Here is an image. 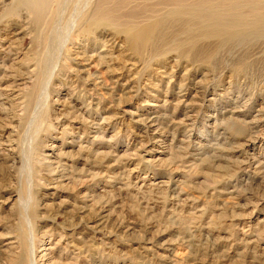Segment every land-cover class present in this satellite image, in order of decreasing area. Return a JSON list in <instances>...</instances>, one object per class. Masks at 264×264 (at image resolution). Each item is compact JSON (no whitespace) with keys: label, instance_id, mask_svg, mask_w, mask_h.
<instances>
[{"label":"rangeland","instance_id":"1","mask_svg":"<svg viewBox=\"0 0 264 264\" xmlns=\"http://www.w3.org/2000/svg\"><path fill=\"white\" fill-rule=\"evenodd\" d=\"M25 1L0 0V264H264V26L228 16L244 1L211 6L209 36L202 0L37 19Z\"/></svg>","mask_w":264,"mask_h":264},{"label":"bare ground","instance_id":"2","mask_svg":"<svg viewBox=\"0 0 264 264\" xmlns=\"http://www.w3.org/2000/svg\"><path fill=\"white\" fill-rule=\"evenodd\" d=\"M48 1H50V0H30V1H25L24 2V4H25V6L27 5V7L29 6L30 8L32 7V8H34V10H33V12L31 13V10H30V8H29V10H30V13L31 14H33V16H35V18L37 19L38 17H40L39 15L41 14L40 12L46 7V5L48 4ZM104 1H106V0H104ZM104 1H102V3L104 2ZM118 1V0H117ZM123 1V0H122ZM127 1V0H126ZM137 1V0H136ZM151 1V0H150ZM163 1V0H162ZM161 1V2H162ZM169 1V0H168ZM171 1V0H170ZM177 0H175V2H176ZM181 1V0H180ZM190 1H192V0H190ZM196 1H198V0H196ZM240 1H244V6H245V10L244 11H241L240 13H242V12H246V14H248V15H246L247 17H250V18H256L255 19V21L256 22H258V23H256V24H259V25H261V26H264V19H262L263 17H261L260 18V16H262V15H260L261 14V10H262V6H261V4L263 3H260V0H202V1H200L199 2V4L196 6V2H195V8H192V5H191V3H189L190 4V6H189V8H191L190 9V11H191V13L193 12V10L194 11H197V12H193V15H194V18H195V16L199 19V20H201V22H208V24H206L207 25V28H205V26H204V28L206 29V30H204V29H201L203 32H204V34L206 35V36H209V35H213V33L216 35V31H213L214 29H216L217 27H221V25L220 26H218L219 25V22H220V20L223 22V18H221L222 17V13L220 14L221 15V17L218 15V14H215L214 12H212V10L210 11V9L212 8L211 6H215L216 7V3H218L220 6L219 7H221V6H229V7H231L233 10H235L234 8H236L237 6L239 7L240 6ZM108 2V1H107ZM110 2V1H109ZM112 2V1H111ZM111 2L109 3L110 5H111ZM156 2H158V0L156 1ZM172 2V1H171ZM174 2V1H173ZM121 3H123V2H121ZM153 3H155V2H153ZM159 3V2H158ZM176 3H179V2H176ZM21 4H23V3H21ZM108 4V3H107ZM107 4H105L106 6H107ZM113 5H114V3H112ZM119 4V2H117V5ZM125 4V3H124ZM156 4V3H155ZM154 4V5H155ZM161 4V3H160ZM239 4V5H238ZM116 5V4H115ZM170 5V4H169ZM178 5V4H177ZM182 5V4H181ZM187 5V4H186ZM194 5V4H193ZM104 6V5H103ZM120 6V5H119ZM122 6V5H121ZM121 6L119 7L120 9H121ZM140 6V5H139ZM183 6H184V4H183ZM182 6V7H183ZM102 7V6H101ZM100 7V8H101ZM105 7V6H104ZM104 7H102V8H104ZM114 7V6H113ZM118 7V6H117ZM123 7V6H122ZM169 7V6H168ZM172 7H173V4H172ZM179 7H180V5H179ZM178 7V8H179ZM185 7V6H184ZM197 7V8H196ZM206 7H210L209 9L208 8H206ZM214 7V8H215ZM26 8V7H25ZM118 8V9H119ZM146 8V7H145ZM169 8H171V7H169ZM173 8H177V6L175 7H173ZM189 8H188V10H189ZM243 8V7H242ZM27 9V11H28V8H26ZM99 9V8H98ZM97 9V10H98ZM116 9V8H115ZM115 9H113V10H115ZM118 9H117V11H118ZM144 9V8H143ZM152 9V8H151ZM185 9V8H184ZM216 9V8H215ZM214 9V10H215ZM220 8H218V10H219ZM227 9V8H226ZM261 9V10H260ZM264 9V8H263ZM11 10V9H10ZM102 10V9H101ZM112 10V11H113ZM136 10V9H135ZM149 10V9H148ZM217 10V11H218ZM220 10H222V9H220ZM44 12H45V10H43ZM111 11V12H112ZM116 11V10H115ZM155 11V10H154ZM162 11V10H161ZM184 12H185V10H183ZM182 11V12H183ZM190 11L188 12V13H190ZM216 11V10H215ZM102 12H107V10H105V11H103L102 10ZM109 13H110V10L108 11ZM144 12V11H143ZM150 12V11H149ZM152 12V11H151ZM151 12H150V14H151ZM181 12V11H180ZM181 12V13H182ZM221 12H223V11H221ZM228 12V11H227ZM234 12V11H233ZM236 12V11H235ZM234 12V13H235ZM263 12V11H262ZM40 13V14H39ZM43 13V12H42ZM113 13V12H112ZM169 13V12H168ZM179 12H177V13H174V15H176V14H178ZM218 13V12H217ZM229 13V12H228ZM234 13H231V14H229L228 16H230V18L231 19H234V17L232 18L231 17V15L233 14L235 17H236V19L239 21H241L242 19H241V17L242 18H246L245 17V15H243L244 13H242V15L244 16H241V14L239 13L238 15H237V13L236 14H234ZM99 14H100V12H99ZM98 14V15H99ZM102 14V13H101ZM105 14V13H104ZM111 14V13H110ZM114 14V13H113ZM112 14V15H113ZM115 14H116V12H115ZM117 14H118V12H117ZM130 14H132V12L130 13ZM133 14H135V13H133ZM149 14V13H148ZM152 14H153V12H152ZM166 14V13H165ZM165 14H162L163 16L165 15ZM180 14V13H179ZM183 14V13H182ZM182 14H180V16L182 15ZM185 14H187V13H185ZM184 14V15H185ZM224 14V13H223ZM225 14H226V12H225ZM263 14V13H262ZM44 15H45V13H44ZM44 15H43V18H44ZM106 15V14H105ZM104 15V16H105ZM111 15V16H112ZM129 15V14H128ZM171 15V14H170ZM188 15V14H187ZM264 15V14H263ZM32 16V17H33ZM42 16V15H41ZM91 16V15H90ZM95 16V18H98V17H96L97 15H94ZM110 16V15H109ZM110 16V17H111ZM130 16V15H129ZM93 17V16H92ZM107 17V16H106ZM114 17V16H113ZM121 17V16H120ZM155 17L157 18V16H156V14H155ZM154 17V18H155ZM162 17V16H161ZM178 17V16H177ZM182 17V16H181ZM183 17H185V16H183ZM191 17V16H190ZM189 17V18H190ZM224 17V16H223ZM90 18V17H89ZM100 19H102V18H104L103 17V15H102V17H99ZM98 18V19H99ZM127 18V17H126ZM126 18H124V20L126 19ZM149 18V17H148ZM185 18H187V17H185ZM188 18V19H189ZM93 19V18H92ZM99 19V20H100ZM105 19H108V18H105ZM114 19H117L118 20V18L116 17V18H114ZM134 19H136L135 17H134ZM175 19H176V17H175ZM178 19V18H177ZM176 19V20H177ZM181 19V18H180ZM183 19V18H182ZM227 19V18H226ZM247 19V18H246ZM41 20H43V19H41ZM89 20H91V19H89ZM94 20H97V19H94ZM104 20V19H103ZM102 20V21H103ZM117 20H115L116 22H115V24L118 22ZM129 20V19H128ZM127 20V21H128ZM155 20H157V19H155ZM190 20V19H189ZM198 20V21H199ZM247 20H249V19H247ZM262 20V21H261ZM98 21V20H97ZM108 21H109V19H108ZM107 20L105 21V23H107L108 22ZM111 21V20H110ZM113 21V20H112ZM120 21H121V23H122V18L120 19ZM130 21V20H129ZM149 21V20H148ZM191 21H192V19H191ZM234 22H235V19L233 20ZM238 21H236V22H238ZM244 21V20H243ZM253 21H254V19H253ZM255 21L254 22H252L253 24H255ZM34 22H35V20H34ZM41 22V21H40ZM43 22V21H42ZM124 22V21H123ZM126 22V21H125ZM235 22V23H236ZM242 22V21H241ZM36 23V22H35ZM101 23V22H100ZM111 23V22H110ZM120 23V22H119ZM157 23V22H156ZM228 23V22H227ZM245 23H247V22H245ZM32 24H33V22H32ZM38 24V23H37ZM43 24V23H42ZM50 24V23H49ZM93 24V23H92ZM123 24V23H122ZM128 25H129V23H127ZM134 24H136V23H134ZM164 24V23H163ZM166 24V23H165ZM164 24V25H165ZM169 24V23H168ZM176 24H178V23H176ZM194 24V23H193ZM197 24V23H196ZM194 25V27L195 26H197V25ZM221 24V23H220ZM223 24H224V22H223ZM226 24V23H225ZM242 24H244V23H241V25ZM106 25V24H105ZM112 25V24H111ZM125 25V24H124ZM124 25H122V28H124L125 26ZM127 25V26H128ZM130 25H132V23L130 24ZM153 25V24H152ZM157 25V24H156ZM162 25V24H161ZM160 25V27H162ZM227 25V24H226ZM236 26H237V24H235ZM48 26H50V25H48ZM54 26V25H53ZM114 26H116V25H114ZM118 26V25H117ZM117 26L115 27V29H118V28H120V29H122L121 27H119L120 26V24H119V26H118V28H117ZM124 26V27H123ZM133 26V25H132ZM131 26V27H132ZM178 26H181V24L180 25H178ZM184 26V25H183ZM230 26L231 25H229V26H226V28L227 27H229L230 28ZM239 26H240V24H239ZM238 26V27H239ZM251 26H253V25H251ZM90 27V26H89ZM111 27V26H110ZM113 27V26H112ZM134 27H136V25H134ZM134 27H132V28H134ZM150 27H152L151 25H150ZM159 27V26H158ZM165 27V26H164ZM182 27V26H181ZM191 27H192V25H191ZM193 27V28H194ZM242 26H240V28H241ZM245 27H246V25H245ZM138 28V27H137ZM156 28V27H155ZM163 28V27H162ZM183 28V27H182ZM185 28H186V26H185ZM235 28H237V27H235ZM235 28H234V30H235ZM86 29V28H85ZM124 29H127V30H129L127 27L126 28H124ZM139 29V28H138ZM141 29H143V28H141ZM146 29V28H145ZM145 29H143V30H145ZM147 29H148V27H147ZM150 29V28H149ZM148 29V31H150ZM161 29V28H160ZM159 29V30H160ZM127 30H125V31H127ZM143 30H141V32L143 31ZM185 30V29H184ZM191 30V29H190ZM195 30H197V28L195 29ZM199 30V29H198ZM230 31L232 30V27L229 29ZM259 30H260V28H259ZM124 31V30H123ZM136 32H137V30H135ZM134 31V32H135ZM146 31V30H145ZM202 31H200V32H202ZM225 31V30H224ZM227 31V30H226ZM262 31V30H261ZM128 32H131V30H129ZM127 32V33H128ZM140 32V33H141ZM178 31H176V33H177ZM181 32V31H180ZM192 32V31H191ZM197 32H199V31H197ZM219 32V31H218ZM248 32H250V31H248ZM146 33H147V31H146ZM145 33V34H146ZM182 33V32H181ZM180 33V34H181ZM193 33V32H192ZM220 33H222L221 31H220ZM228 33V32H227ZM238 33V32H237ZM142 34L144 35V32H142ZM141 34V35H142ZM201 34V33H200ZM220 35V34H219ZM230 35V34H229ZM147 36V35H146ZM201 36H202V34H201ZM237 36L238 37H240V36H244V34H243V32H239L238 34H237ZM263 36H264V32H263ZM53 37V36H52ZM144 37V36H143ZM225 37V36H224ZM142 38V37H141ZM212 38H214V36L212 37ZM191 39V38H190ZM238 39V38H237ZM46 40V39H45ZM144 40V39H143ZM210 40H211V38H210ZM63 41V40H62ZM140 41H142V40H140ZM219 41V40H218ZM66 42V41H65ZM225 42H226V40H225ZM219 43V42H218ZM143 44V43H142ZM225 44V43H224ZM62 47V46H61ZM57 48L59 49L60 48V46L58 47L57 46ZM194 48V47H193ZM56 49V48H55ZM61 49V48H60ZM67 50V49H66ZM58 51V50H57ZM56 51V52H57ZM67 52H69L68 50H67ZM79 52V51H78ZM81 53V52H80ZM102 53V54H101ZM101 53H95V54H93V55H91V56H89V58H85L84 56H83V54L81 53V56L80 57H78V55L77 54H74V56H73V58H71V59H73L72 61H74L75 62V64H81L80 63V60H82V61H84V60H88V62H90V61H92L93 60V57H97V59L99 60V61H101L102 59H103V57L105 56V50H102L101 51ZM205 53V52H204ZM207 53V52H206ZM58 56H59V54H57ZM208 55V54H207ZM53 57V56H52ZM96 60V59H95ZM47 61L48 60H46V64H44V66H43V73H42V76L43 75H45V73L47 72V70L49 69L48 68V66H49V64L47 63ZM58 61V60H57ZM65 61V60H64ZM66 62V61H65ZM55 63V62H54ZM64 63V62H63ZM86 64V63H85ZM95 64H96V62H95ZM57 65V64H56ZM2 66V65H1ZM69 66V65H68ZM85 67V66H84ZM41 68V67H40ZM71 68L72 67H70L69 66V69L71 70ZM73 69V68H72ZM78 70V69H77ZM30 71V70H29ZM103 71V70H102ZM107 71H105V73H106ZM27 75H28V73H27ZM101 76V75H100ZM22 78V77H21ZM30 79V77H29V75L28 76H26V78H24L23 80H22V83H21V88H22V90H23V88H25V86L24 85H26V83L28 82V80ZM95 81V80H94ZM101 83H105V80L102 78V80H101ZM39 84V83H38ZM96 84V83H95ZM97 85V84H96ZM27 86V85H26ZM36 86V85H35ZM29 87V86H28ZM18 88V87H17ZM3 89H5L4 87H3ZM2 88H0V92L3 90ZM35 89V88H34ZM25 90V89H24ZM2 97H3V94H0ZM262 109V108H261ZM260 109V110H261ZM263 110V109H262ZM78 115V114H77ZM80 117V116H79ZM82 117V116H81ZM83 118V117H82ZM251 121V120H250ZM260 121V120H259ZM147 124H148V127L149 128H154V126H155V124H154V121H153V119H148L147 120ZM10 143H14L13 141H11ZM11 145H9V147H10ZM52 149V148H51ZM14 149H12V151H13ZM51 152H52V150H51ZM52 156V153H49V154H46V156H43V158H42V160H41V162L42 163H40V164H47L48 166H47V174H48V176H50V177H53L54 175H56V169H54V168H56V167H53V165H54V161L53 160H51L50 159V157ZM52 164V165H51ZM57 165V164H56ZM53 173H54V175H53ZM56 178H61V177H56ZM58 184V183H57ZM99 224V223H98Z\"/></svg>","mask_w":264,"mask_h":264}]
</instances>
